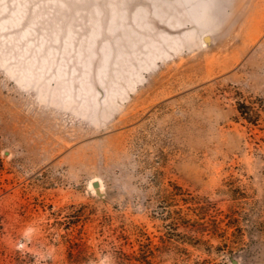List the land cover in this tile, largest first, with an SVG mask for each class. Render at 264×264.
<instances>
[{"label":"rangeland","instance_id":"obj_1","mask_svg":"<svg viewBox=\"0 0 264 264\" xmlns=\"http://www.w3.org/2000/svg\"><path fill=\"white\" fill-rule=\"evenodd\" d=\"M169 181L224 212L245 194L225 260L264 264V0H0V264H69L72 214L95 251L79 264H113L108 226L188 264L168 240Z\"/></svg>","mask_w":264,"mask_h":264},{"label":"trees","instance_id":"obj_2","mask_svg":"<svg viewBox=\"0 0 264 264\" xmlns=\"http://www.w3.org/2000/svg\"><path fill=\"white\" fill-rule=\"evenodd\" d=\"M237 110L242 118L253 124L256 123L258 113L249 104L238 102ZM168 185L172 186V189L166 187V196L173 202L171 204L180 203L178 208H173L164 216L171 229L168 240L170 243L174 241L179 243L171 248L175 261H183L188 264H227L225 257H230L235 249H238L243 243L242 222L248 214L244 212L243 208L247 196L242 192L232 191L230 194L231 203L228 210L224 212L215 208L206 198L192 194L187 188L171 181ZM86 206V204H81L80 208ZM82 215L72 214L66 222H61L65 230L61 236L66 244L69 264L85 262L95 253L82 233H73L72 226L79 223ZM83 217L88 218V213ZM109 220L110 216L105 213L102 225H110ZM177 226L182 228L181 232H175ZM108 230L103 241L98 243V247L111 257L113 264H158L160 260L157 259L160 254L163 251L170 252V247L167 245L162 249L152 248L149 239L143 234H137L135 243L131 242L128 233L122 226H108ZM212 239L217 240V243L213 244ZM124 244H128L129 248L125 249ZM190 248L201 251L207 256L203 258L200 256L191 257ZM211 253L222 256L221 261L212 262ZM10 261L14 264H23L24 257L17 253L11 257Z\"/></svg>","mask_w":264,"mask_h":264},{"label":"water","instance_id":"obj_3","mask_svg":"<svg viewBox=\"0 0 264 264\" xmlns=\"http://www.w3.org/2000/svg\"><path fill=\"white\" fill-rule=\"evenodd\" d=\"M205 41H209V36H206L205 38ZM91 185L94 187V188H96V189H98V187H99V185H100V182L98 181V180H93L92 182H91ZM97 191V193H99V194H101V192L100 191H98V190H96ZM232 262H235V260H232Z\"/></svg>","mask_w":264,"mask_h":264},{"label":"bare ground","instance_id":"obj_4","mask_svg":"<svg viewBox=\"0 0 264 264\" xmlns=\"http://www.w3.org/2000/svg\"><path fill=\"white\" fill-rule=\"evenodd\" d=\"M207 34H208V33H207ZM207 34H203V35H202L203 41H205L204 38H205L206 36H208ZM209 38H210L209 41H206L207 43L212 42V39H213V38H212L211 36H209ZM93 180H98V179H93ZM93 180H92V181H93ZM92 181H91V182H92ZM98 181H99V180H98ZM94 190H95V191L98 190V191L101 192V185H99L98 189L94 188ZM96 192H97V191H96Z\"/></svg>","mask_w":264,"mask_h":264}]
</instances>
